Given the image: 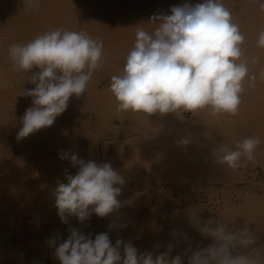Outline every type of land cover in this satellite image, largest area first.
Masks as SVG:
<instances>
[{
	"label": "bare ground",
	"instance_id": "obj_1",
	"mask_svg": "<svg viewBox=\"0 0 264 264\" xmlns=\"http://www.w3.org/2000/svg\"><path fill=\"white\" fill-rule=\"evenodd\" d=\"M222 2L231 11L234 21L240 25L246 36L245 48L250 69L258 74L264 68V49L256 47L257 34L264 29V12L259 6L264 0H259L258 3H253L252 0H222ZM197 3H203V0H41L39 11L33 12L24 8L22 0H0V51L5 54H2L4 58L0 60V83L4 88L3 93L5 92L3 94L0 91V94H3L0 95V110H2L0 115L3 116L0 120V139L3 137L9 154L15 152L31 163L24 165L23 159L21 161L15 159L0 166V198L5 196L12 203L19 200L28 203L35 200H45V203L55 200L54 191L58 183H63L58 179L57 170L64 171V165L56 160L55 152L63 150L64 146L71 143L80 144L82 147L94 144L101 139L100 135H95V131L109 126L111 119L115 120L111 124L114 128L112 131L115 132L113 133L115 141L103 144L100 158L104 163H110L113 169L125 178L126 183L123 186L116 185L122 187L120 197L125 202L129 201L126 200L128 198L133 202L136 201V204H148L154 199V195H150L148 190L161 184H180L183 181L194 180L199 183L206 181L218 185L221 182L228 185L237 181V171L215 163L212 153L221 144L232 148L234 142L249 136L260 139L255 151V159L264 167V81L258 80L254 89L245 86L246 91L237 116L222 115L213 118L206 112L197 113V116L183 112L163 115L157 113L146 118L144 115L116 110L117 102L110 92L111 77L122 73L127 53L134 46L136 27L152 32L158 23V21L153 22V16L171 15L170 9L173 6L184 4L194 6ZM55 28L84 31L92 38L102 41L103 64L96 70L86 92L79 98L73 95L67 110L57 117L51 127L43 129L46 133L54 134L51 136L52 139H46L48 135L37 134L18 140L20 118L25 110L32 106L33 98L26 95L35 88V84L31 83V75L39 72L40 69L34 67L30 72L14 70L8 56V48L13 43H27L37 35ZM254 56L259 58V64H251V57ZM100 73L105 74V79H102ZM16 74L17 80L21 81L25 89L23 91L25 94L22 92L21 97H17L18 100H14L12 94L14 90L11 91L13 85L17 83L14 76ZM71 127L72 129L69 130ZM185 138L189 140L188 145L178 146L177 141ZM45 140H50L47 145L54 154L47 156L48 151L45 148L40 151L29 146L30 142L37 144ZM78 150L73 154L79 159L85 162L93 161L95 152L92 148L83 147ZM72 169L71 174L75 175L79 171V166L72 164ZM262 170L264 171V168ZM166 210L162 213L159 227L155 221H143L142 224H134L130 227L132 214L123 215L125 211L122 208L114 215L109 214L107 217L110 223L115 221L117 224L127 217L125 221L128 222L127 227H130L129 231H119L110 240L111 243L114 246L117 239L124 242L131 239L133 246L137 247L139 252H152L155 258L156 255L165 252L168 243L172 242L175 247L170 253L171 259L183 254L180 251L183 249L182 244L192 240L193 237L204 238L189 224L192 210H199L194 205L187 204L182 209ZM54 214L52 212V216ZM223 215L234 226L233 229L243 228L247 224L259 238L256 246L264 245V196L249 194L239 205L227 202ZM174 230L181 235L176 237L170 235ZM153 232L160 233V236L148 239L145 237ZM184 234L187 240L183 238ZM121 254L123 257V245H121ZM182 259L183 264H188L185 262L186 259L183 257ZM54 264H60V261L57 260Z\"/></svg>",
	"mask_w": 264,
	"mask_h": 264
},
{
	"label": "clouds",
	"instance_id": "obj_2",
	"mask_svg": "<svg viewBox=\"0 0 264 264\" xmlns=\"http://www.w3.org/2000/svg\"><path fill=\"white\" fill-rule=\"evenodd\" d=\"M22 3L26 10L37 12L41 0ZM259 6L264 12V3ZM170 11L171 15L152 17L154 23L158 21L152 32L136 27L134 46L127 53L122 73L111 77L110 92L117 112L146 118L183 112L194 116L206 112L213 118L237 116L245 86L254 89L258 80L264 81V68L258 74L250 69L240 25L222 0L173 6ZM257 37L256 47L264 49V29ZM8 56L14 70L40 69L31 75L35 88L26 95L33 98L32 106L20 118L19 140L51 127L67 110L70 98L86 92L96 70L102 67L104 50L102 41L84 31L55 28L27 43H13ZM251 64H259V58L251 57ZM188 143L186 138L177 141L178 146ZM259 144L260 139L253 136L234 142L232 148L221 144L213 150L214 162L236 171L245 166L244 161L255 162ZM60 158L79 166L78 173L66 175L68 182L58 183L54 191L62 222L67 223L71 216L80 222L92 214L107 217L124 206L117 198L122 187L116 185L123 186L126 180L110 163L85 162L65 150H60ZM197 212L192 210L189 224L202 237H211L212 243L196 251L189 246L184 253L188 264H264V245L256 246L259 238L247 224L233 229L228 222L203 221ZM69 231L67 240L54 250L60 264H183L181 255L169 258L175 247L172 242L154 258L152 252H139L131 239H117L113 246L107 233L97 234L93 240L91 234L86 236L75 228ZM170 235L181 234L174 230ZM183 238L187 240L186 234ZM47 243L55 246L57 239Z\"/></svg>",
	"mask_w": 264,
	"mask_h": 264
},
{
	"label": "rangeland",
	"instance_id": "obj_3",
	"mask_svg": "<svg viewBox=\"0 0 264 264\" xmlns=\"http://www.w3.org/2000/svg\"><path fill=\"white\" fill-rule=\"evenodd\" d=\"M2 54H4V52L0 51V60H3V58H4L5 54L4 55H2ZM14 76L16 78L15 82H17V83H15L16 85H13L14 89L12 88L11 91L14 90V92H12V94L14 95L13 97L15 98L14 100H16V99L18 100L21 97L22 92L25 89H24V86L21 83V81L17 80L18 75L16 74ZM100 76L102 77V79H105L104 73L103 74L100 73ZM3 89L4 88H3L2 84L0 83V91L2 93H3ZM3 94H5V92ZM3 94H0V95L3 96ZM23 94H25V93L23 92ZM17 97H19V98H17ZM0 109H1V106H0ZM1 112H2V110H0V114H1ZM1 116L2 115H0V120L3 118V116L2 117ZM114 122H115V120L111 119L110 123L108 122L109 126H105V128H101L100 131H97V130H96L97 132L95 131L96 136L100 135V137H101V139H99L100 141L98 140L97 142L92 144L93 146L90 144H89V146L88 145L83 146L86 149L92 148V150L95 152V155L93 156V162L97 163V165L104 163L103 160H101V158H100V152L103 148V144H107V143H111V142L115 141L113 139V135H114L113 133H115V132L112 131V130H114V128H112V125H111ZM65 128L68 129V127H66V126H65ZM71 129H72V127L69 128V130H71ZM41 130H39L38 132L31 134V135H33V136L34 135L37 136V134L48 135V137L46 139H52L51 136L54 134H52L51 132L46 133L43 129H41ZM118 132H120V131H118ZM54 138H56V137H54ZM0 140L2 141V142H0V166L4 165V164H8L10 161L15 160V159L19 160V161H21V159H23L21 156H18V154H16L15 152L14 153L12 152L13 154H9L7 148H5V142H3L4 141L3 137H1ZM48 141H50V140H45V141H42L41 143H37V144L30 142L29 146H31L35 149H39L40 151H43V149L45 148L48 151L47 152V156H48L49 154L52 153L49 149V146L47 145ZM45 145H46V147H45ZM83 147L80 144L71 143V144H67L66 146H64L63 150L68 151V152L73 154L75 151L78 150V148L80 150ZM73 148H74V150H73ZM68 149H70V151ZM98 150H99V152H98ZM52 154H54V153H52ZM55 158L60 164L64 165L63 166L64 171L57 170V173L59 174L58 179H59V181L61 179L60 182L63 181V183H66L68 181L65 178H66V175L71 174L72 163H71V161L69 162L70 159H62L61 160L60 151H58V150L55 152ZM23 160H24V162H23L24 165L31 164V163H29V161L27 159H23ZM40 160L42 161V159H40ZM70 163H71V165H70ZM243 163L245 166L236 170L238 173L237 181L235 180L228 185L225 183H221V182L218 185L213 184L211 182H206V181L199 183L198 181L194 182V180L183 181L180 184L179 183L178 184L177 183L168 184V185L161 184L160 186L158 185L156 187H153L154 190H153V188L151 189V187L148 190V193L150 195L151 194L154 195V199H153L154 202L150 201L151 203L149 202L148 204H139V203L136 204V201L133 202V200L126 198V200H129V201H126L128 203L127 204L125 202V200H123V198L119 196L118 197L119 200L120 201L122 200V202L124 201L123 203L126 204V205L123 204L124 206L122 207V209L125 211V214H123V215H126L127 213L132 214L131 219H133V220L131 221L130 227L133 226L134 224H142L143 221H145V222H148V221L154 222L155 221V223L157 222L156 224L159 227L161 225V222H162V213L164 210H166V209L167 210L177 209V208L182 209V207L185 208V205L192 204L197 209H199L197 214L201 220H203V221H207V220L218 221V220H220V221L228 222L227 219L225 218V216L223 215V210H224V207L227 204V202L228 203L230 202L232 205L233 204L239 205L240 202L249 194L253 195V196H258V197L264 196V171L262 170L264 168L263 165L257 159H255V162L244 161ZM68 165H70V166H68ZM69 167H70V169H69ZM72 171H73V173H75L73 169H72ZM62 175H65V176H63L64 178L62 177ZM71 175H74V174H71ZM166 189H167V191H166ZM167 197L169 199H167ZM158 200H160V201H158ZM0 201H1L0 205H3L2 206L3 208L0 206V218H1L0 219V264H54V263H56L58 259L54 257L55 247H57L59 245V243H62L64 240H67V238L70 236L71 233L69 231V228L70 229L75 228L78 230V232H80L81 234H84L86 236L91 234V238L93 240L97 234H101V233H107L109 235V239L111 240L113 237H115L117 235V233L119 231H121V232L122 231L123 232L129 231V228H130L129 226L127 227L128 222L125 221V220H127V217H124L123 220H121L119 222L120 224L119 223L114 224V227L109 228L110 221H109L108 217L102 218V217H99L95 214H92L90 216V218L84 222H80L77 217L71 216V217H68V222L66 224L63 222L61 223V220H59L60 218L57 215L58 209L55 207V200L54 199L49 200L50 202L46 201V203H45V200H39V201L35 200V202L33 201L32 203H30V202L28 203L25 200H22V201L19 200V201L12 203V201H10L7 197L2 196L0 198ZM27 203H28V205H27ZM155 203H156V205H155ZM160 203H161V206H159ZM17 204H19V205H17ZM129 204H130V206H129ZM153 204H154V206H153ZM30 206H32V207H30ZM22 207L27 211V213H25L26 211ZM37 207H38V209H37ZM133 207H136V208H133ZM159 207H160V209H159ZM51 208L53 210H50ZM47 209H48V211H47ZM36 211L39 213H37ZM52 212H53V214L55 213L53 216H52ZM49 213H51V214H49ZM137 216H138V218H137ZM151 217H153V218H151ZM57 218H59V219H57ZM12 222H13V224H12ZM44 222H46L47 224ZM69 223H70V225H69ZM228 223L230 224L231 228H234V226L230 222H228ZM20 228L22 230H20ZM155 230H157V229H155ZM159 234L160 233H156V232L154 233L153 232L150 235H146L145 237H147V239L153 238V237L157 238L160 236ZM139 236L141 237L142 235H139ZM53 238L57 239V244L55 246H49V244L47 242L49 239H53ZM25 242H27V243H25ZM211 243H212V238H210V237L203 238V239L198 238V237H193L192 240H189L188 242L182 244L183 249H181L180 251L183 254H181V256L184 259H186L185 262L188 263V258L186 255H184V253L188 249L189 246H191L192 251H196L198 247L199 248L208 247ZM188 255H191V252H189ZM31 257H32V259H31ZM58 262H59V260H58Z\"/></svg>",
	"mask_w": 264,
	"mask_h": 264
}]
</instances>
